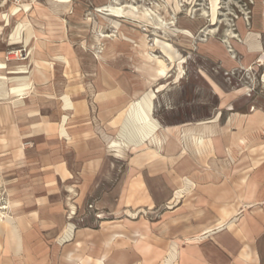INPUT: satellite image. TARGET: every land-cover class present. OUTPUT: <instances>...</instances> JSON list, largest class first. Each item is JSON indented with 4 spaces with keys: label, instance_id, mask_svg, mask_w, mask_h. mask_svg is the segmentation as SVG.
Returning a JSON list of instances; mask_svg holds the SVG:
<instances>
[{
    "label": "rangeland",
    "instance_id": "1",
    "mask_svg": "<svg viewBox=\"0 0 264 264\" xmlns=\"http://www.w3.org/2000/svg\"><path fill=\"white\" fill-rule=\"evenodd\" d=\"M1 4L0 206L7 208L0 211L4 221L0 254L10 252L16 264H22L23 257L29 264H98L103 257L106 264H148L144 250L149 243H161L158 235H136L132 229L137 224L146 231L144 215L137 218L127 207L122 210L123 205L117 208L119 213L109 212L120 198L129 205L131 195L127 193L138 190L143 180L148 185L156 182L136 169L137 164L128 166L135 150L104 159L102 174L93 179L100 193L84 199L71 220L69 188L58 181L49 186L53 168L63 158L75 164L79 161L58 130L65 114L60 97L71 94L74 87L88 93L103 84L118 92L121 83L129 90V101L120 107L113 137H118L143 99L155 104L153 118L160 130L161 126L183 127L215 116L218 121L222 113L226 118L234 112L264 110V0H23ZM110 7L124 8L123 15L109 11ZM15 10L19 13L14 16ZM157 67L168 71L165 79L157 80ZM22 77L29 89L20 99L12 87ZM63 99L71 104L67 96ZM183 139L190 143L192 137ZM196 140L203 143L201 137ZM142 156L146 162L155 161L147 170L158 173L153 170L156 158L149 153ZM163 179V190L170 195L172 189ZM113 191L115 197L110 195ZM38 203L47 206L40 216L35 213L42 208ZM50 217L65 222L64 228L71 223L78 235L61 244L55 223H50L48 231L50 226L43 222ZM153 218L158 220L159 214ZM12 220L16 234L8 224ZM239 230L234 231L236 237ZM117 234L121 237L112 240ZM196 238L190 239L193 244L203 237ZM205 253L216 264H228L216 246H206ZM261 254L264 264V244Z\"/></svg>",
    "mask_w": 264,
    "mask_h": 264
},
{
    "label": "crops",
    "instance_id": "2",
    "mask_svg": "<svg viewBox=\"0 0 264 264\" xmlns=\"http://www.w3.org/2000/svg\"><path fill=\"white\" fill-rule=\"evenodd\" d=\"M119 86L118 92L114 91L113 86L103 84L94 92L89 89L88 93L74 87L71 94L64 93L60 97L63 102L61 110L65 114L58 124V130L73 152V157L79 161L75 164L63 158L62 164L54 166V177L49 179L52 180L49 186L58 181L69 188L72 202L69 219H73L74 212L82 208L84 199L100 193L99 184L94 185L93 179L102 174L104 159L122 156L131 149L136 152L128 166L135 168L137 164L139 167L136 169L144 171V176L152 177L156 182L148 185L143 180L138 190L127 193L131 195L127 199L129 205H126V199L120 198L109 212L119 213L120 209L117 211V208L123 205L122 210L127 207L137 218L144 215L146 231L139 229L137 224L132 229L136 235H158L161 243H149L148 249L144 250L146 252L142 255L148 258V264H216V259L205 253L208 245L218 247L228 264H237L238 260L241 264H262L264 110L248 114L234 112L226 118L222 113L218 121H214L215 116L205 122L183 127L161 126L162 129L156 132L148 146L118 150L111 144L117 140L111 131L119 119L120 107L129 101V90H125L121 83ZM64 96L70 99L71 102L67 99L70 105L66 101L65 104ZM185 131L192 137L190 143L183 139ZM200 137L203 143L196 140ZM252 150L255 152L252 153ZM148 153L156 158L153 170L158 173L152 174L147 170L151 161L146 162L142 154ZM163 178L172 189L170 195L163 190ZM116 191L110 194L111 197L116 196ZM39 205L42 208L35 213L40 216L41 210L47 209V206L46 203ZM154 213L159 214L156 221ZM43 222L46 226L55 223L56 238L61 244L79 233L74 231L71 223L64 228L65 222L52 217L43 219ZM8 224L16 234L13 220ZM237 228L240 233L236 237L234 231ZM50 229L51 226L48 231ZM205 232H208L206 236L203 235ZM199 236L203 237L202 240L193 244L190 239ZM119 237L121 235H114L112 240ZM173 251L176 252L174 256ZM23 259L29 264L28 258ZM106 262L107 259L103 257L98 264ZM0 264H16V258L5 251L0 254Z\"/></svg>",
    "mask_w": 264,
    "mask_h": 264
},
{
    "label": "bare ground",
    "instance_id": "3",
    "mask_svg": "<svg viewBox=\"0 0 264 264\" xmlns=\"http://www.w3.org/2000/svg\"><path fill=\"white\" fill-rule=\"evenodd\" d=\"M132 11L134 9L131 7ZM130 10V9H129ZM113 13H117L120 15H123L124 13V8H113L110 7V10ZM126 11V10H125ZM19 11L15 10L13 11V15L18 14ZM136 17V15H134ZM140 19H145L144 15H138ZM148 59H151L150 56L145 55ZM3 64H0V68L2 67ZM20 71V70H19ZM155 73L157 76V80H163L168 76V71L163 69V68H155ZM183 71V70H182ZM26 78H18L15 83L17 85H14L12 88L14 89V96L15 97H20V99H23L24 96L28 93ZM163 89V86L159 88V91ZM155 110V104L150 101V100H145L143 101L136 107H134L133 111L131 112V115L127 118V120L124 122L123 127L120 129L117 140L112 141V146L113 148H116L118 150L128 147V146H133L136 148L143 147L145 145V142L148 141L149 138L154 136L157 131L160 130L158 125L156 124V121L153 118V112ZM188 133L185 132L184 137L187 138ZM7 206L1 207L0 206V211L1 210H6ZM2 213V212H1ZM0 213V223H4L2 220L1 216L2 214ZM219 230V229H218ZM211 232V231H208ZM208 232H205L203 235L206 236ZM197 239V238H196ZM200 239V238H199ZM198 240V239H197ZM201 240V239H200ZM198 243V242H197Z\"/></svg>",
    "mask_w": 264,
    "mask_h": 264
},
{
    "label": "built area",
    "instance_id": "4",
    "mask_svg": "<svg viewBox=\"0 0 264 264\" xmlns=\"http://www.w3.org/2000/svg\"><path fill=\"white\" fill-rule=\"evenodd\" d=\"M23 0H0V3H2L1 5L5 6L8 3H12V4H19L21 3Z\"/></svg>",
    "mask_w": 264,
    "mask_h": 264
}]
</instances>
